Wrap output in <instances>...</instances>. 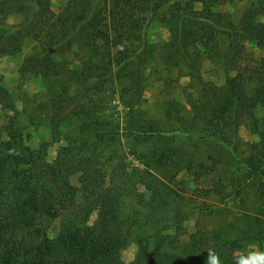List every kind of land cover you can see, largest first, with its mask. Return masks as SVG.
<instances>
[{
    "label": "rangeland",
    "instance_id": "1",
    "mask_svg": "<svg viewBox=\"0 0 264 264\" xmlns=\"http://www.w3.org/2000/svg\"><path fill=\"white\" fill-rule=\"evenodd\" d=\"M43 1L45 9L60 14L70 0ZM204 1L206 5L194 3L193 11L187 8V18L182 26L183 12H179L178 8L182 9L189 0H88L91 2L89 17L95 13L97 18L94 20L98 21L99 29L110 35L109 42L100 36L96 49L88 45V38L83 35L85 30L76 33L68 25H60L52 31L51 27L41 29L32 26L33 31L24 33L17 46H8L11 54L0 56V74L12 99L10 107L0 105V127H7L12 122L34 149L43 141L49 142L48 160L51 162L62 145L92 142L97 152L103 155L101 159L115 151L117 157L113 162H123L131 171L135 167L146 168L150 160L145 158V153L154 146V141L142 143L129 130H125L130 126L129 118L139 120L143 126L153 121L170 135L175 133V129H206L203 117L193 118V104L203 103L204 109L213 99L207 94L213 91V86L224 92L225 87L229 86L227 80L239 77L240 73L243 74L244 87L236 84L235 92L241 91L253 103L257 90L264 87V38L258 37L259 34L264 35V0ZM29 2L30 10L37 13L36 0ZM208 10L221 13L222 23L230 21L237 26L242 38L238 41L245 48V53L229 54L230 35L218 32L208 47L201 42H197L195 47L191 45L192 41L189 42L186 49L188 55L179 54L172 44L171 49L177 52V64L167 63L165 59L170 53L168 46L171 37L180 32L199 30L205 23ZM117 11L118 18L125 16L131 21H141L142 25L147 23V26L140 30L129 29L117 40L118 33L110 22ZM245 19L252 22L254 29L248 28ZM21 20L20 13L16 12L10 13L7 18L10 24H19ZM51 37H54V45L49 47ZM1 44L0 48L3 46ZM124 55H129L127 61L117 63V57ZM109 59L113 60L111 70L109 74L102 73L103 69L99 66H109ZM203 88H206L205 92H201ZM236 96L233 97V109L226 116L229 125H223V128L231 139L235 138L239 154L247 157L254 152L253 143L259 141L258 131L264 130V105L257 104L254 118H250ZM133 107L136 112L129 114ZM94 119L104 121L105 131L110 132L112 141L106 147L88 131L90 127L87 123H92ZM218 125L215 120L211 129L218 130ZM132 130L136 129L132 127ZM181 134L168 136L169 144L173 145L174 150L178 149L183 158L194 156L197 164L207 162L222 151L212 141H197ZM156 141L157 146L164 145L163 141ZM244 172L245 168H240L239 164L224 163L218 168V173L196 181L195 174L186 169L167 173L164 170L168 180L174 175L171 187L180 197L189 200V205H183L179 200L173 201L177 213L184 217L180 223L189 232L196 229L197 223L208 228L222 223L229 228L228 234L241 239L243 234L240 230L246 227V213L254 211L256 196L264 190H260L264 186V179L241 186ZM159 173L162 174V171ZM138 188L145 191L142 184ZM208 189L212 192L210 195ZM241 190L248 198L246 204L239 198ZM148 196L146 193L145 198ZM147 210L144 206H136L133 201L128 211L134 214ZM97 216L93 209L89 221L94 222ZM60 223L59 218L48 222L50 237L59 233ZM172 223H175L174 220ZM257 227L254 225V229ZM120 228L124 231L128 229L125 226ZM147 234L142 228L131 229L127 234L129 243L121 252L122 261L129 263L136 257L139 251L137 239ZM263 249L264 239L256 236L242 246L246 257Z\"/></svg>",
    "mask_w": 264,
    "mask_h": 264
},
{
    "label": "trees",
    "instance_id": "2",
    "mask_svg": "<svg viewBox=\"0 0 264 264\" xmlns=\"http://www.w3.org/2000/svg\"><path fill=\"white\" fill-rule=\"evenodd\" d=\"M42 2L36 0V13L30 10L29 0H0V42L3 44L0 56L11 54L8 46H17L24 33L33 31L32 26L41 29L51 27L52 31L60 25H68L76 33L85 30L83 35L88 38V45L95 49L100 36L109 42L110 35L99 29L98 21L94 20L97 18L95 13L89 17L91 2L88 0H70L60 14L45 9ZM196 2L206 5L204 0H189L185 7L179 3L182 9L179 7L178 11L183 12L180 21L182 26L187 18L185 11L187 8L193 11ZM15 12L20 13L21 22L8 23L9 14ZM118 14L119 11L114 13L110 21L113 30L118 33L117 40L130 30H140L147 26V23L142 25L141 21H131L125 16L118 18ZM220 17H223L221 13L208 10L207 17H204L205 23L199 30L180 32L171 37L168 46L170 53L166 55L165 61L177 64L175 53L188 55L186 49L189 42L192 41L191 45L195 47L197 42L208 47L218 32L230 35L232 41L227 51L229 54L235 52L242 55L245 48L238 41L242 38L237 32V26L229 20L227 24L222 23ZM251 23L245 19L248 28L254 29ZM258 37L264 38V35L259 34ZM50 39L49 47L54 45V37ZM172 44L179 51H173ZM117 58V63H124L129 55ZM108 62L110 64L106 68L99 66L103 69L102 73L110 72L113 60L109 59ZM242 75L240 73L239 77L227 80L229 86L225 87L224 92L213 86V91L207 93L213 99L207 103L206 108L202 109L203 103L193 104V118L203 117L206 129H175V133L170 135L153 121L143 126L139 120L129 118L131 127L125 130H129L142 143L154 141V146L145 153V158L150 160L146 168L135 167L129 171L127 164L113 162L117 157L115 151L101 159L103 155L97 152L92 142H69L62 145L51 162L48 160L49 142L43 141L34 149L27 144L12 122L7 127H0V264H204L209 252L218 255L221 264H239L241 258H246L243 244L255 236L264 239V186L260 187L263 191L256 196L254 211L246 213V227L240 230L243 234L241 239H237L228 234L229 228L222 223L212 228L197 223L196 229L189 232L180 223L183 215L180 216L173 205L174 200L189 205V200L180 197L176 189L171 187L174 175L169 180L165 175L171 170L177 172L186 169L195 174L196 181H200L204 176L218 173L221 164L233 163L245 168L241 186L264 179V130L260 129L257 133L259 141L253 143L254 152L243 157L235 147V138L231 139L223 128V125H229L226 116L233 109V97L236 94L250 118H254L257 104L264 105V87L257 90L253 103L241 91L235 92L236 84L240 88L244 87ZM205 91L206 88L201 90ZM11 104V96L0 74V105L10 107ZM135 112L133 107L129 114ZM94 120L87 123L90 127L88 131L106 147L112 141L110 132L105 131L104 121ZM215 120L220 127L218 130L211 129ZM95 124V128L91 129ZM253 124L256 125V121ZM132 127L136 130H132ZM181 133L189 139L212 141L222 151L207 162L198 164L194 156L183 158L168 141V136ZM156 140L163 141L164 145L157 146ZM164 170L166 173H163ZM140 184L144 185V192L139 190ZM208 192L209 195L212 193L209 189ZM146 193L149 196L145 198ZM243 193L244 190L238 193L239 198L246 204L248 198ZM133 201L136 206H144L148 210L144 213H130L128 210ZM93 209L98 216L94 222H90ZM211 211L213 213L214 210ZM56 218L61 222L60 231L55 237H50L48 222ZM254 225L258 227L254 229ZM124 226L128 228L125 231L120 228ZM135 227L146 230L148 234L144 239H137L139 251L131 262L125 263L121 259V252L129 243L127 234Z\"/></svg>",
    "mask_w": 264,
    "mask_h": 264
},
{
    "label": "clouds",
    "instance_id": "3",
    "mask_svg": "<svg viewBox=\"0 0 264 264\" xmlns=\"http://www.w3.org/2000/svg\"><path fill=\"white\" fill-rule=\"evenodd\" d=\"M204 264H221V261L218 255L209 252ZM239 264H264V252H252L246 258H241Z\"/></svg>",
    "mask_w": 264,
    "mask_h": 264
},
{
    "label": "crops",
    "instance_id": "4",
    "mask_svg": "<svg viewBox=\"0 0 264 264\" xmlns=\"http://www.w3.org/2000/svg\"><path fill=\"white\" fill-rule=\"evenodd\" d=\"M227 2H230V0H228Z\"/></svg>",
    "mask_w": 264,
    "mask_h": 264
}]
</instances>
